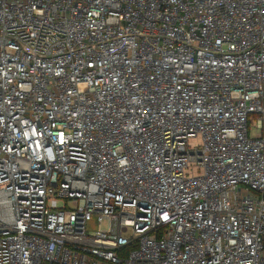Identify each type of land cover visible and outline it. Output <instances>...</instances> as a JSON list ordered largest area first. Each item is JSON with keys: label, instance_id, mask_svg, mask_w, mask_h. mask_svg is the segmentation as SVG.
<instances>
[{"label": "built area", "instance_id": "1", "mask_svg": "<svg viewBox=\"0 0 264 264\" xmlns=\"http://www.w3.org/2000/svg\"><path fill=\"white\" fill-rule=\"evenodd\" d=\"M0 264H264V0H0Z\"/></svg>", "mask_w": 264, "mask_h": 264}, {"label": "rangeland", "instance_id": "2", "mask_svg": "<svg viewBox=\"0 0 264 264\" xmlns=\"http://www.w3.org/2000/svg\"><path fill=\"white\" fill-rule=\"evenodd\" d=\"M197 144H200V142L198 141Z\"/></svg>", "mask_w": 264, "mask_h": 264}]
</instances>
